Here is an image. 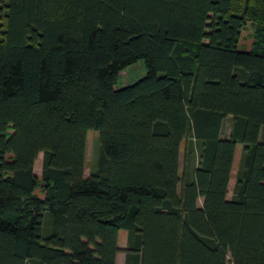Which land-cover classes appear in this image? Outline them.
<instances>
[{
	"label": "trees",
	"instance_id": "16d2710c",
	"mask_svg": "<svg viewBox=\"0 0 264 264\" xmlns=\"http://www.w3.org/2000/svg\"><path fill=\"white\" fill-rule=\"evenodd\" d=\"M139 61L147 74L117 87ZM90 130L100 155L85 177ZM188 139L198 160L181 173ZM120 252L264 264V0H0V264Z\"/></svg>",
	"mask_w": 264,
	"mask_h": 264
},
{
	"label": "rangeland",
	"instance_id": "374dc122",
	"mask_svg": "<svg viewBox=\"0 0 264 264\" xmlns=\"http://www.w3.org/2000/svg\"><path fill=\"white\" fill-rule=\"evenodd\" d=\"M257 28V25L252 23H247L245 26V29L242 31V35L238 44V49L240 51L249 52L255 41V30ZM147 74V67L146 63L144 61H139L135 65L129 67L126 69L123 73H121L117 80H116V86L119 88H122L124 86L130 85L141 78H143ZM233 121L232 117H228L227 120L224 121L223 125V133L225 134L226 128L229 127V122ZM261 139L262 134H261ZM193 141L191 139L186 140L182 145L181 150V173L184 172L186 167L190 168L192 165L194 166L197 163L198 155L196 154L195 147L193 148L192 143ZM195 151V153L193 152ZM242 153V146L239 145L237 150V158L239 154ZM100 155V142H99V133L93 130L88 131L87 133V143H86V153H85V177H89L97 170V164H98V158ZM42 161H43V154L41 153L39 155L38 160L35 164V173L38 176H41L42 173ZM241 164L236 161L235 168L232 173L231 181L229 184V192H228V199H231L233 197V190L236 182V176L238 171L240 170ZM35 195L43 198V190L40 186L37 188ZM203 201L199 200L198 205L202 206ZM121 240L119 242V246L121 250H124L126 248L127 244V237L125 232H121L120 234ZM119 260L125 258V254L123 252L119 253ZM119 261V264H120ZM229 264V263H228Z\"/></svg>",
	"mask_w": 264,
	"mask_h": 264
},
{
	"label": "crops",
	"instance_id": "0c3cea01",
	"mask_svg": "<svg viewBox=\"0 0 264 264\" xmlns=\"http://www.w3.org/2000/svg\"><path fill=\"white\" fill-rule=\"evenodd\" d=\"M225 120H227V118L225 119ZM231 131H232V121H230L229 122V127L228 128H226V132H225V134L223 133V129H222V138H229L230 137V135H231ZM238 147H239V145L237 146V150H238ZM243 149V148H242ZM237 150H236V154H235V159H234V164H233V169H232V173H233V170H234V168H235V165H236V161H237V163L239 162L240 164H241V158H242V153L241 154H239V156H238V158H237ZM231 177H232V175H231ZM120 240H121V237H120ZM120 255L118 254V256H117V264H119V257ZM120 264H125V258L124 259H122L121 261H120Z\"/></svg>",
	"mask_w": 264,
	"mask_h": 264
}]
</instances>
